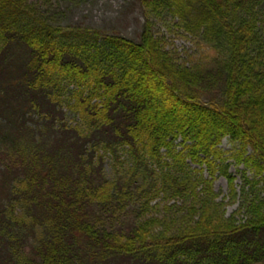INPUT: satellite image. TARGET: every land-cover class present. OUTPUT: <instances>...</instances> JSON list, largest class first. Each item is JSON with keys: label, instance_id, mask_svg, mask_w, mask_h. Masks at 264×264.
Instances as JSON below:
<instances>
[{"label": "trees", "instance_id": "1", "mask_svg": "<svg viewBox=\"0 0 264 264\" xmlns=\"http://www.w3.org/2000/svg\"><path fill=\"white\" fill-rule=\"evenodd\" d=\"M136 1L213 56L186 67L149 23L135 41L0 0V264H264V0ZM230 160L241 221L213 192L220 175L236 195Z\"/></svg>", "mask_w": 264, "mask_h": 264}, {"label": "rangeland", "instance_id": "2", "mask_svg": "<svg viewBox=\"0 0 264 264\" xmlns=\"http://www.w3.org/2000/svg\"><path fill=\"white\" fill-rule=\"evenodd\" d=\"M28 3H37L39 9L43 12L44 18L53 25L65 28L84 27L103 33H115L135 41H139L141 31L146 26L145 24L149 23L148 26H151V32L161 41L164 47L163 51L171 59L173 57L174 60L186 67L200 61H206L214 54L208 45L199 41L198 37L185 31L176 19H171L162 12L150 13L148 8H142L136 0H28ZM259 18L264 28V9L259 11ZM203 76L204 79L207 78L205 75ZM221 147L224 151H227V155L235 150L227 137L222 139ZM125 150L126 148L120 147L119 152L116 153L119 157L117 161L124 160ZM1 152L0 164L6 157ZM97 152L104 155L105 171H111L112 155L105 151L103 147L98 148ZM248 153H250V148L247 149ZM229 163V172L235 178L236 195L234 197L229 195L227 180L220 175H217L214 180L213 192L218 195L217 202L223 204L221 211L224 212V215L226 217L235 216L238 221H241L245 218L242 207L249 199L248 196L250 195L247 193L251 191L245 188L242 193L240 190L242 184L240 170L244 168V165H237L234 160H230ZM192 166L195 167L194 164ZM250 171L247 175L251 174ZM107 175L111 176L110 174ZM137 191L144 195V188L137 189ZM157 200H159L158 197L154 198L148 205L152 206ZM148 208L149 211L144 210V212L157 215L154 211H161L162 206L157 209ZM178 213L184 214V212Z\"/></svg>", "mask_w": 264, "mask_h": 264}]
</instances>
